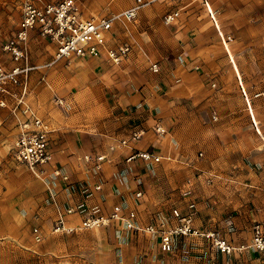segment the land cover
Wrapping results in <instances>:
<instances>
[{"label": "rangeland", "instance_id": "obj_1", "mask_svg": "<svg viewBox=\"0 0 264 264\" xmlns=\"http://www.w3.org/2000/svg\"><path fill=\"white\" fill-rule=\"evenodd\" d=\"M16 1L0 0V44L16 28ZM133 1L79 0V4L84 16L97 17L124 10ZM206 4L200 0H177L174 3L151 0L140 7L135 21L127 24V31L119 28L127 33L134 46L138 44L147 49L146 45H151L152 50L146 51L159 63L160 69L152 72L145 63L139 66L138 61L132 58L109 66L120 68L126 76L138 72L151 75L153 79L158 78L159 85L164 84L159 78L165 77L166 87L162 92L170 89L166 97L177 89L176 98L181 107L178 120L188 124L185 130L187 157L192 161L185 164L183 159L171 156V160L160 159L156 164L161 165L164 175L178 180H185L189 174L193 178L202 174L205 191L210 194L208 206L216 207L219 203L215 199L219 196L228 199L235 194L245 200L250 191L264 188L259 187L255 179L256 175L264 173V141L255 127L259 126L264 136V64L263 68H251L247 55L235 56L237 45L234 39L231 45L234 21L224 20L221 21V29L232 37L228 45L237 67L232 69L233 63L213 29L214 22L213 28L208 22L207 16H210ZM142 8L150 9L147 15L152 18L150 25L143 23ZM175 9H179L177 19L171 24H164V14ZM258 9L259 13H264V0H258ZM214 15L218 17L215 12ZM256 23L264 29V21ZM143 29L147 34L151 32L152 37H146ZM27 49L32 63L50 59L54 51L50 43L36 34L29 36ZM3 58L0 53V61ZM139 61L143 63L141 59ZM236 71L245 85L246 99H249L252 109L255 108L256 124L249 114L245 98L240 94ZM38 72L40 75L37 76L41 77L43 70ZM99 74L89 62L71 60L53 65L46 72L50 84L47 99L51 102L47 112H56L58 116L76 113L77 107L65 99L64 93L75 92L78 79H85L88 84L99 79ZM98 91L103 95L107 90ZM56 97L64 99V105L57 104ZM80 112L85 113V110L80 108ZM54 126L49 122L50 128ZM13 127L8 111L0 107V264H152L151 259L155 260L153 264H165L154 253L152 244L147 248L151 259L146 261L147 253L134 245L128 247L127 239L121 238V229L109 223L71 232H52L49 229L51 215L43 212L46 198L41 182L11 156L15 134ZM199 153L202 155L199 156ZM155 168L150 166L152 174H156ZM136 178L141 179L138 175ZM186 181L189 183L188 179ZM168 185L169 182H166L165 188ZM86 206L95 215L109 213V210L104 212L99 206ZM79 218L75 223L80 221ZM34 225L42 231L40 242L33 240L31 232ZM130 239L131 243L139 241L136 237Z\"/></svg>", "mask_w": 264, "mask_h": 264}, {"label": "crops", "instance_id": "obj_2", "mask_svg": "<svg viewBox=\"0 0 264 264\" xmlns=\"http://www.w3.org/2000/svg\"><path fill=\"white\" fill-rule=\"evenodd\" d=\"M207 3V10L213 13L215 19L214 28L212 20L206 15L208 22L215 29L219 37L217 38L218 42L221 41L228 58L233 63L232 69L236 70L237 67L228 42L223 43L220 38V34L230 36L221 29V21L224 20L234 21L233 38L230 37L232 38L231 45L233 39L237 45L235 56L245 54L248 57L246 59H248L249 67L263 68L264 29L259 28L256 22L264 21V13H259L258 0H208ZM15 5L18 15L17 28L20 19L19 0ZM149 10L146 8L141 10L144 18L143 23L148 25L152 22V18L147 17ZM213 10L218 17L214 15ZM3 14L4 12H2ZM83 17L92 16L83 15ZM117 27L118 29H115L116 39L127 40V33L125 34L119 26ZM143 33L146 37H152V33L148 32L147 34L145 29H143ZM3 43L0 44V47ZM131 45L132 50L127 59H135L139 66H143L145 63L148 68L149 61H156L146 51L152 50L151 45H146L147 49L138 44L134 46L132 43ZM0 53L4 57L3 61L6 59V62L2 60L0 62L8 65L7 54L3 53L1 49ZM140 59L143 63L139 61ZM75 60L89 62L92 68L95 67V70L100 72L99 79L89 81L88 84L87 80L78 79L75 82L76 91L70 94L67 91L64 93L65 99H69L77 107L76 113L58 116L56 112H47L51 102L47 99V95L50 93V84L47 81L46 72L51 67L44 70L41 77L37 76L40 75L38 71L32 72L29 79L28 99L31 106L47 122L48 126L49 122L55 125L51 128L50 133L53 147L58 151L55 158L69 175L70 181L73 182V187L69 189L65 183L60 181L52 184L58 204L69 206L83 200L88 206H99L104 212L110 211L113 205L120 204L124 211L135 210L138 225L145 226L156 221L157 223L163 222L166 227H171L176 223V219L171 215V210L175 208L183 215L191 212L194 227L215 230L217 236L224 238L236 248L246 246L251 237L252 224L256 221L264 222V188L250 191V195H247L245 200H241L235 194L228 199L219 196L217 200L215 199L219 203L218 206L209 205V207L210 194L205 191L202 174L197 178H193L189 174L185 179H188L189 183H187L185 180H178L172 176L167 177L162 173L161 165L156 163L152 165L154 168L157 167L155 168L156 174H152L150 166L140 161L135 163L124 161L129 148L117 147L112 151L108 149L110 145H115L119 140L127 138L132 131L141 129L143 135L134 144L135 148L153 151L165 160H171V156H173L183 159V163L189 164L192 158L187 157L189 154L185 131L188 124L178 120L181 107L178 104V98H176L177 89L172 90L173 94L166 97L170 89L162 92L163 87H166L164 85L165 77L159 78L164 83L159 85L158 78L153 79V76L142 75L141 72L126 76L120 71V68L109 66L112 63L105 56ZM61 62L63 60L57 61L56 65ZM236 75L241 80L238 71H236ZM236 83L238 85V82ZM241 84L245 88L242 81ZM103 88L107 91L102 95L98 90ZM58 98L61 99V97ZM62 101L65 103L64 99ZM247 106L250 110L249 114L256 124L255 108L252 109L250 103ZM80 108L84 109L85 113L80 112ZM156 122H160L166 128L167 133H155L153 125ZM13 128L16 134V127ZM257 130L259 136L264 139L259 126H257ZM179 141L181 143H178ZM85 153L107 156V160L102 163L98 174L87 170L86 164L81 159ZM27 172L29 173L28 170ZM137 175L144 183V197L139 201L135 200L133 196L136 188L134 179ZM255 179L259 187H264V173L256 175ZM37 180L43 186V195L46 198L45 207L42 206L44 207L43 212L51 215L49 217L51 225L55 216V208L47 198L46 186L41 180ZM166 182H169L167 188H165ZM96 184L100 185L98 190L94 189ZM191 203L194 204L193 208L188 207ZM228 213L232 215L227 216ZM78 218L77 214L69 216L67 224L69 226L76 224ZM109 225L121 229V238L127 239L128 247L134 245L138 250H144L143 253H147L146 261L151 259V252L147 248L152 244L154 253L162 258L165 264H264V255L255 250L243 247L226 254L220 252L209 240L192 234L175 238L172 251L163 252L160 250L156 235L125 230L122 224L117 221H110ZM115 233L117 232L115 231ZM135 237L139 240L138 243L136 240L131 243L130 238ZM151 261L153 264L155 260L151 259Z\"/></svg>", "mask_w": 264, "mask_h": 264}, {"label": "built area", "instance_id": "obj_3", "mask_svg": "<svg viewBox=\"0 0 264 264\" xmlns=\"http://www.w3.org/2000/svg\"><path fill=\"white\" fill-rule=\"evenodd\" d=\"M151 0H134L133 4L121 11L104 14L97 17L85 18L82 15L79 0H19L20 19L16 30L1 45L0 49L7 54L9 64L0 62V107L5 108L11 116L16 134L12 142L11 156L29 173L46 186L47 198L54 205L55 216L51 222L52 232H71L76 229L92 228L106 225L110 221L120 222L125 230L147 232L158 237L160 249L164 252L172 251L174 240L177 237L192 234L209 240L220 252L229 254L234 249L250 248L264 255V222H254L251 226V237L246 246L234 247L224 238L217 236L213 230H204L192 225V213L181 214L177 209L171 210V215L176 223L166 227L163 222H151L145 226L136 223L135 210H123L122 205L115 204L105 216L95 215L87 210L85 201L79 200L74 205L62 206L56 200L52 184L65 183L69 189L73 187L69 175L60 165L55 155L58 153L53 147L50 136L51 128L31 106L28 99L29 79L34 71H44L57 61L70 62L75 59H90L105 56L112 64H119L131 53L132 45L127 40L119 41L115 36V26L118 25L127 31V24L135 21L140 7L150 3ZM174 3L177 0H161ZM206 4L208 0H200ZM179 9L171 10L164 14L163 23L171 24L178 16ZM210 19L215 23L212 12ZM31 34L44 39L53 45L54 51L50 59L41 63H32L29 59L27 41ZM223 43L228 42L230 36L220 34ZM197 69L198 67L195 66ZM152 72L159 70L156 61H149ZM238 88L241 96L247 97L246 90L238 78ZM59 105H63L60 98H55ZM215 119V116L213 115ZM256 132L258 133L257 126ZM155 133H166V128L156 122L153 125ZM259 134V133H258ZM143 131L134 130L127 138L121 139L115 145H110V151L117 147L129 148L125 157L126 163L140 161L152 166L162 159L161 155L149 150H140L134 144L141 139ZM264 141V139H263ZM202 153H199L201 156ZM81 159L86 168L93 174H98L102 163L107 160L105 154L85 153ZM133 196L139 201L144 197V189L140 178H136ZM99 184L94 186L95 190ZM193 208L194 204L188 206ZM73 214L82 218L76 224L69 226L67 218ZM32 237L35 242L43 239V234L38 225L32 228Z\"/></svg>", "mask_w": 264, "mask_h": 264}, {"label": "bare ground", "instance_id": "obj_4", "mask_svg": "<svg viewBox=\"0 0 264 264\" xmlns=\"http://www.w3.org/2000/svg\"><path fill=\"white\" fill-rule=\"evenodd\" d=\"M245 100H246L247 104H249V103H250L249 99H245Z\"/></svg>", "mask_w": 264, "mask_h": 264}]
</instances>
